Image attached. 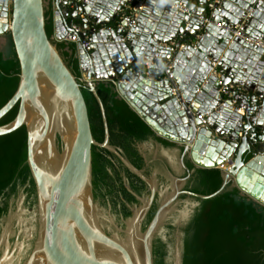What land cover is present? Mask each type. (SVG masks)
<instances>
[{
  "label": "water",
  "instance_id": "95a60500",
  "mask_svg": "<svg viewBox=\"0 0 264 264\" xmlns=\"http://www.w3.org/2000/svg\"><path fill=\"white\" fill-rule=\"evenodd\" d=\"M136 2L0 0V37L11 36L19 63L18 86L0 108V120L16 105L18 111L11 122L0 125V136L26 128L27 164L36 190L33 211L24 209L21 199L16 212L10 208L3 216L0 260L8 256V264H155L154 241H167L166 226L171 224L175 231L168 262L183 264L182 228L198 205L196 199L213 198L231 184L264 207V51L232 33L253 7L244 33L264 41V0H225L210 15L211 23L196 45L192 41L203 22L178 7L196 9L200 15L207 0H198L199 7L190 0H148L142 10ZM127 3L139 13L135 26L125 20L117 23V12ZM48 10L51 37L46 31ZM73 36L86 79L71 71L55 43ZM173 41L178 48L185 44L175 54L169 46ZM138 60L151 62L145 74L136 71ZM212 62L217 63L218 77L210 75ZM110 81L117 82L119 97L155 135L137 145L150 174L110 143L97 92L100 83ZM84 88L100 105L102 142L93 136ZM93 146L115 154L147 185V192L139 195L124 176L126 189L138 201L127 203L129 217L117 216L95 198ZM220 166L228 171L215 193L185 189L195 170ZM155 203L157 209L145 225ZM13 236L23 240L12 244ZM131 236L138 243L128 241Z\"/></svg>",
  "mask_w": 264,
  "mask_h": 264
},
{
  "label": "trees",
  "instance_id": "16d2710c",
  "mask_svg": "<svg viewBox=\"0 0 264 264\" xmlns=\"http://www.w3.org/2000/svg\"><path fill=\"white\" fill-rule=\"evenodd\" d=\"M46 31L53 35L51 10L46 12ZM66 64L81 78L76 43L56 41ZM19 63L16 58L2 60L0 56V108L12 97L17 89ZM97 92L105 108L110 133V143L121 149L125 156L139 169L145 168L144 158L137 144L155 138L149 125L132 107L107 83H100ZM87 102L91 129L98 142L104 140V124L100 105L88 89H83ZM18 111V105L1 120L0 125L11 122ZM166 146L171 144L161 141ZM93 186L95 198L106 205L105 197L110 196L112 211L117 216L129 217L131 211L127 203H137V199L126 189L124 176L131 188L139 195L147 192V185L130 172L120 159L104 148L93 146ZM114 159L124 174L114 167ZM190 170L194 169L187 161ZM112 169L113 174H109ZM151 168H146L150 174ZM224 176L221 169H197L186 185V190L197 194L210 195L219 190ZM25 188L28 201L36 203L34 181L27 164V132L20 127L16 131L0 136V219L8 213L9 200ZM106 189V192L103 190ZM185 198V196H183ZM198 205L183 231V264H264V207L241 196L239 189L228 184L219 195L210 199H196ZM157 209L155 203L145 225ZM168 238L157 237L154 241L155 264H169V244L173 243L175 227L166 226Z\"/></svg>",
  "mask_w": 264,
  "mask_h": 264
},
{
  "label": "built area",
  "instance_id": "2783aa9c",
  "mask_svg": "<svg viewBox=\"0 0 264 264\" xmlns=\"http://www.w3.org/2000/svg\"><path fill=\"white\" fill-rule=\"evenodd\" d=\"M148 0H137V2L134 4L135 6L138 7L139 10H142L144 4L147 2ZM225 0H207V4L205 7V12L197 15L196 9L190 10L188 7H178V10L187 15L189 18L192 17H197L199 20H201L203 22V25L201 27V29L196 33L195 35V39L192 41L193 45H196L198 43V41L204 36V28L207 24L211 23V19H210V15L216 11L224 2ZM135 6L129 5V4H124L120 10L117 12V23L119 24L121 20H125L127 22L128 25L131 26H135L138 22V18H139V13L136 12L135 10ZM254 11L253 7H250L244 14L243 16V20L240 24H238L235 27V30L232 31L234 37L243 39L247 42L252 43L253 45H255L256 47L261 48L264 51V41L263 40H257L254 41L252 40L248 35H246L244 33V28L245 25L248 21V19L251 17L252 12ZM62 42H73V43H78L77 41V37L73 36L71 39H63L61 40ZM86 46H88L87 43H85ZM170 48H171V52L172 54L177 53V51L179 50V48H182L185 46V44H182L181 47H177L176 46V42L173 41L169 44ZM151 62H147V61H142V60H138L136 62V71L139 74H145L148 70V68L151 66ZM212 70L210 72V75L218 77L219 76V71L217 69V63L216 62H212ZM79 68H80V73H81V77L85 78V73L81 70L82 68V64H80L79 62ZM107 84H110L113 88V90L119 95V91H118V85L116 81H110V82H105ZM219 84L221 85V81H219ZM221 91L226 95V96H231V94L228 91H224L221 89ZM219 169L222 170V172H227L228 168L224 167V166H220Z\"/></svg>",
  "mask_w": 264,
  "mask_h": 264
},
{
  "label": "rangeland",
  "instance_id": "374dc122",
  "mask_svg": "<svg viewBox=\"0 0 264 264\" xmlns=\"http://www.w3.org/2000/svg\"><path fill=\"white\" fill-rule=\"evenodd\" d=\"M21 199L23 200V208L29 210L28 204H26V195H25V192L21 188L19 190L18 194L15 197H13L12 200H11V201H13V204L11 205L10 208L13 209V211H15V212L17 211L18 204H19V202H20ZM35 208H36V206L34 205L33 208L31 209V211H33ZM33 215L34 214L31 213L30 211L27 213V217L28 218H31V216H33ZM14 225H15V227H14ZM14 225H13V227L15 228V231L17 230L16 232L18 234L19 233V230H20V227L18 226V224H17L16 221H15ZM5 226H6V222L5 223L4 222H2V223L0 222V236H1V234L3 232V228ZM17 239L23 240V237H21V236H13V238H11V243L12 244L15 243Z\"/></svg>",
  "mask_w": 264,
  "mask_h": 264
},
{
  "label": "crops",
  "instance_id": "0c3cea01",
  "mask_svg": "<svg viewBox=\"0 0 264 264\" xmlns=\"http://www.w3.org/2000/svg\"><path fill=\"white\" fill-rule=\"evenodd\" d=\"M190 3H194L196 7L201 6L198 0H190ZM0 56L2 60H10L16 58L14 45L10 35L0 37Z\"/></svg>",
  "mask_w": 264,
  "mask_h": 264
},
{
  "label": "flooded vegetation",
  "instance_id": "af4514ba",
  "mask_svg": "<svg viewBox=\"0 0 264 264\" xmlns=\"http://www.w3.org/2000/svg\"><path fill=\"white\" fill-rule=\"evenodd\" d=\"M140 143H142V142H140ZM137 145L139 144V143H136ZM160 164V163H159ZM114 167L116 168V170H119L122 174H124V171H123V169L121 170V167H120V165H119V163L114 159ZM149 166H146L145 168H148ZM109 174L113 177V176H115L114 174H113V171H112V169H109ZM116 177V176H115ZM114 178V177H113ZM23 189V191L25 192V188H22ZM185 189H186V187H185ZM104 192H106V189H104L103 190ZM25 195H26V204H28V208H29V210H31L32 208H33V206L34 205H31L30 204V202L27 200L28 199V195H27V193L25 192ZM13 198V197H12ZM12 198L9 200V209H10V207H11V204H10V202H11V200H12ZM105 202H106V205H104V206H111L112 207V205H111V202H110V196L108 195H106V197H105ZM100 201V200H99ZM102 204V203H101ZM103 205V204H102ZM179 206L181 207L182 205H180L179 204ZM9 211V210H8ZM3 219V217L0 219V222H1V220Z\"/></svg>",
  "mask_w": 264,
  "mask_h": 264
},
{
  "label": "bare ground",
  "instance_id": "6f19581e",
  "mask_svg": "<svg viewBox=\"0 0 264 264\" xmlns=\"http://www.w3.org/2000/svg\"><path fill=\"white\" fill-rule=\"evenodd\" d=\"M54 162L57 163V160H54ZM128 241L138 243L136 238L135 237L132 238V236L129 238ZM9 262H10V257H8V256H6L0 260V264H8Z\"/></svg>",
  "mask_w": 264,
  "mask_h": 264
}]
</instances>
